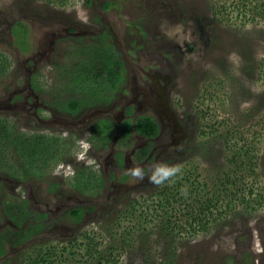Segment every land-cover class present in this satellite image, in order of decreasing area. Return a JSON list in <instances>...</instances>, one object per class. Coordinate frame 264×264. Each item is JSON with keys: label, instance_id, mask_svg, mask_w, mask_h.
<instances>
[{"label": "rangeland", "instance_id": "374dc122", "mask_svg": "<svg viewBox=\"0 0 264 264\" xmlns=\"http://www.w3.org/2000/svg\"><path fill=\"white\" fill-rule=\"evenodd\" d=\"M78 46L107 48L120 73L71 112L79 92L61 70ZM144 117L152 136L134 127ZM0 125L55 146L24 174L10 167L17 144L0 141V264L84 230L104 243L113 227L128 234L115 264H264V0H0ZM163 165L180 171L150 182ZM16 203L18 225L4 213Z\"/></svg>", "mask_w": 264, "mask_h": 264}, {"label": "trees", "instance_id": "16d2710c", "mask_svg": "<svg viewBox=\"0 0 264 264\" xmlns=\"http://www.w3.org/2000/svg\"><path fill=\"white\" fill-rule=\"evenodd\" d=\"M22 28V23L20 22H15L11 28V34L14 36V43L20 50L24 49L22 37L24 36L25 29ZM103 49L107 50V48L100 46L91 48L78 46L73 56V58H75V61L73 62L74 65L61 70L62 75L67 73L64 76L68 78L66 81L70 84L71 88L75 86V90L79 92V95L69 98L64 102L63 106L68 111L73 112L82 105L94 103V99H96L95 97H97L98 94L97 91L101 90V86L105 82L108 83L106 87L107 91L117 88L120 73V61L117 59H111L110 55L104 54L105 50L102 51ZM98 95L101 97L100 93ZM102 98H107V94L103 95ZM120 126L122 129L129 127L127 123H122ZM134 127L139 134L146 137L152 136L156 132L155 123L147 117L135 120ZM121 134L122 137L118 138L119 143H121V140L126 139V131L120 133V136ZM13 135L14 134L9 136V131H6L4 127L0 125V141L11 140V142L14 141L15 144H17L19 157H17V162H13L10 165V167L14 165L16 171L22 169L25 172H23L24 174L33 173L34 168H36L35 163L40 155H44L48 160L51 159L50 156L53 155L55 146L52 141H46L43 135L33 134L32 137L35 139L31 142L25 141V138L22 136L14 138ZM226 151L228 153L236 152L233 157L240 155L237 150L228 148ZM22 160H24V164L21 163ZM83 172L86 174L87 170L85 169ZM251 192V189H249L245 195L250 197ZM165 194L166 193H161L163 200L166 198ZM237 195L238 197L236 198L239 199V202L247 203L245 196L242 197L241 194ZM164 202L167 204L168 197ZM160 204H163L162 201H160ZM205 209L208 210L209 206L206 205ZM4 213L8 216V219L14 220L17 225L21 223L27 215L26 209L19 203L10 204L9 206L4 207ZM69 215L74 221H77L80 216V210L78 208L72 209L69 212ZM115 229L116 228L113 227L112 229L103 232L105 239L104 243H100L97 239V233L84 230L79 234V239L73 238L65 244L51 245L48 249L46 248L44 252L41 251L43 248H38L39 251H32V255L24 257V262L21 263L115 264L114 252L116 250L118 251V249L124 248L123 244L125 243L124 238L119 240L117 239V236H128L127 232L121 230L116 231ZM2 252L3 250L0 248V253Z\"/></svg>", "mask_w": 264, "mask_h": 264}, {"label": "clouds", "instance_id": "9594fccd", "mask_svg": "<svg viewBox=\"0 0 264 264\" xmlns=\"http://www.w3.org/2000/svg\"><path fill=\"white\" fill-rule=\"evenodd\" d=\"M180 171L179 166H156L152 175L149 177L150 182L157 185L162 184L164 181L171 179L176 173ZM129 174L139 180L144 179L143 170L139 167H135L129 170Z\"/></svg>", "mask_w": 264, "mask_h": 264}, {"label": "flooded vegetation", "instance_id": "af4514ba", "mask_svg": "<svg viewBox=\"0 0 264 264\" xmlns=\"http://www.w3.org/2000/svg\"><path fill=\"white\" fill-rule=\"evenodd\" d=\"M92 104V103H91ZM117 142H118V138H117ZM140 152H142L143 153V156H142V158L140 159V160H138V164H137V167L139 166V168H141L142 170H143V174L145 175V173H146V170H145V168H144V166H143V163L145 162V160L147 159L146 158V156L148 155V150L147 149H145V150H140ZM137 154V153H136ZM137 163V162H136Z\"/></svg>", "mask_w": 264, "mask_h": 264}]
</instances>
